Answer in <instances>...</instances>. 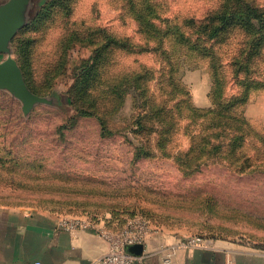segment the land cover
Returning <instances> with one entry per match:
<instances>
[{
    "label": "rangeland",
    "instance_id": "1",
    "mask_svg": "<svg viewBox=\"0 0 264 264\" xmlns=\"http://www.w3.org/2000/svg\"><path fill=\"white\" fill-rule=\"evenodd\" d=\"M27 1L10 53L30 89L53 103L25 113L0 89V204L45 207L110 231L140 225L264 249V48L250 58L248 77H237L234 63L247 62L241 25L212 40L206 54L188 44L227 0H157L164 20L155 37L125 10L126 0ZM100 27L134 47L96 49ZM169 59H177L194 106L214 107L217 75L218 95L244 97L246 124L229 129L157 113ZM239 133L245 138L234 139Z\"/></svg>",
    "mask_w": 264,
    "mask_h": 264
},
{
    "label": "crops",
    "instance_id": "2",
    "mask_svg": "<svg viewBox=\"0 0 264 264\" xmlns=\"http://www.w3.org/2000/svg\"><path fill=\"white\" fill-rule=\"evenodd\" d=\"M60 219L53 209L0 204V264H102L111 242L99 233L101 224L71 232L60 226ZM130 251L137 256L134 264H264V249L236 239H205L188 247L159 231Z\"/></svg>",
    "mask_w": 264,
    "mask_h": 264
},
{
    "label": "trees",
    "instance_id": "3",
    "mask_svg": "<svg viewBox=\"0 0 264 264\" xmlns=\"http://www.w3.org/2000/svg\"><path fill=\"white\" fill-rule=\"evenodd\" d=\"M66 1L71 2V0ZM236 1L237 3H234L233 0H227L217 11L209 12L200 24L202 34L195 39H188V44L189 47L192 46L197 53L206 54V50L211 47L212 40L216 37H221L225 30L234 28L235 24L241 25L244 29V33L247 35V39L244 43V49L241 50L242 53L240 56L247 58V62L243 63L244 65H240L238 61V66L234 63L233 70L237 77L241 76V74L248 77L247 75L251 70L250 58L262 54V49L264 48V7H260L251 1ZM156 2L157 0H126V3H124L125 10L135 14L136 20L139 22L141 28L145 30L152 29L148 33L150 37L157 36V34L153 33L154 31H163V29L156 24V21L164 20L162 19V15L157 13V8L159 7ZM67 7L70 8L72 5L67 4ZM147 16H150V18ZM99 31L103 34V39L96 49L103 50L122 47L130 50L134 47V43L128 38L123 39L110 32L106 27H100ZM65 45L69 46L70 41L68 43L66 42ZM212 53L214 52L212 51ZM173 60L177 61V59H169L168 61V75L162 81L166 96L161 99L160 105L155 109L157 113L164 114L165 117H168L169 120H173V122L184 117L192 120V123H200L201 125L208 124V126L215 127L222 126L229 129H231L229 127L231 125L243 126L246 124L247 121L238 106V102L242 101L244 97H240V95L238 98L234 99L230 96L218 95L217 93H220L221 85L217 75H214V91L216 92L213 94L214 107L203 112L200 111V108L194 106L189 96V90L181 81L178 63L173 62ZM138 74L141 73L138 72ZM133 79L137 84L141 80L136 77H133ZM136 86L140 88L139 85ZM190 112H195L197 115L194 116V118L189 117L187 114ZM75 119V117L71 118V120L74 121ZM217 138H220V142H222L221 134L217 133ZM242 138H245V135L242 133L234 137V139L237 140H242Z\"/></svg>",
    "mask_w": 264,
    "mask_h": 264
},
{
    "label": "water",
    "instance_id": "4",
    "mask_svg": "<svg viewBox=\"0 0 264 264\" xmlns=\"http://www.w3.org/2000/svg\"><path fill=\"white\" fill-rule=\"evenodd\" d=\"M27 0H7L0 4V53H10V43L24 23ZM0 89H8L23 103L29 113L38 102L53 103L52 99L33 92L28 86L17 59L10 53L0 62Z\"/></svg>",
    "mask_w": 264,
    "mask_h": 264
},
{
    "label": "built area",
    "instance_id": "5",
    "mask_svg": "<svg viewBox=\"0 0 264 264\" xmlns=\"http://www.w3.org/2000/svg\"><path fill=\"white\" fill-rule=\"evenodd\" d=\"M60 226L71 232L97 227L92 221L80 217L60 219ZM98 231L111 242L109 250L101 259L102 264H134L137 256L130 251V247L144 244L151 234L146 227L140 225L124 228L120 231H110L105 228H98ZM202 243L203 239L190 238L182 240V244L186 246H196ZM170 260L171 252H167L165 261L169 262ZM229 264L236 263L230 262Z\"/></svg>",
    "mask_w": 264,
    "mask_h": 264
}]
</instances>
